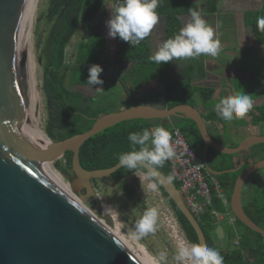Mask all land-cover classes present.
<instances>
[{"label": "water", "instance_id": "water-1", "mask_svg": "<svg viewBox=\"0 0 264 264\" xmlns=\"http://www.w3.org/2000/svg\"><path fill=\"white\" fill-rule=\"evenodd\" d=\"M30 2L0 0V264H140L82 206L96 198L93 181L110 178L121 169L119 163L109 169L87 171L79 162L80 148L90 138L132 120L180 118L194 122L204 142L202 161L213 177L236 173L248 165L236 179L230 209L238 221L264 239V229L247 216L242 204L244 184L252 174L264 169V159L255 162L247 158L236 168L223 172L213 171L207 160L209 149L240 155L264 144V137L251 135L235 148L225 147L210 136L201 112L188 105L173 108L134 105L101 115L88 132L57 142L47 143L36 132L25 129L31 77L28 56H22V41ZM67 152L73 154L70 176L61 169L60 172L70 179L72 193L81 204L62 191L47 170L48 162L63 158ZM156 171L155 181L188 221L198 243L207 246L204 233L179 189L169 177ZM99 210L96 203L92 212L98 214ZM106 221L112 225L109 217Z\"/></svg>", "mask_w": 264, "mask_h": 264}, {"label": "trees", "instance_id": "trees-1", "mask_svg": "<svg viewBox=\"0 0 264 264\" xmlns=\"http://www.w3.org/2000/svg\"><path fill=\"white\" fill-rule=\"evenodd\" d=\"M105 2L106 0H67L65 4L58 7L56 5L52 6V24L42 49L41 58L43 60L42 91L47 104L51 105L46 120L45 133L53 142L63 141L88 132L99 116L111 113L101 103V96L99 98H85L82 94L71 89L72 87L84 86L94 88L88 85L86 80L89 75L88 68L92 64H101L104 40L100 38V35L98 37L93 35L88 43H81L76 52L70 57V60H66V48L78 31L79 26L95 20L102 11ZM68 4L72 6L68 8ZM221 6V0H159L156 11L159 18L164 20L165 41L177 34L183 27L181 18L189 16V8L198 10L206 16H217L220 13ZM243 15L245 28L250 29L258 41L264 39V31L259 30L257 27V17L264 16V0H260L258 9L246 10ZM118 39L113 64L115 67L123 63L131 65L129 70L119 78L127 95L133 96L143 86L157 80L164 90L162 92H158L156 89L152 90L142 97L144 101L157 102V100H160L165 108H173L178 105L198 108L196 95H198L202 104H207L216 99L217 92L215 88L197 85L198 82L204 81L207 75L206 57L200 56L157 64L151 59L153 56L151 32L136 46H130L119 37ZM262 67L264 77V63ZM176 72L177 77L175 78ZM100 78L104 81L102 85L104 89L106 88V85H104L106 80L102 73ZM134 105L133 103L128 107ZM257 113L252 116L253 125L264 121V107L257 109ZM216 119L215 116L203 117L205 123ZM155 126H163L169 132L172 128L179 129L189 148L202 160L204 142L194 122L180 118L151 122L132 120L106 129L85 142L79 151L81 167L87 171L105 170L114 167L119 163V156L131 150L128 141L129 133L142 131L144 128L151 129ZM214 141L223 144L217 139H214ZM237 146L230 145L228 147L234 148ZM249 151L252 152L254 159H264V146H254ZM72 156L71 152H67L62 158L65 161L62 171L66 174H70ZM237 157V155H225L209 149L207 154L208 166L216 172L232 170L236 167ZM247 167L248 165H244L236 173L228 172L219 176L208 177L212 189V202L210 206L204 208L200 216L196 217L198 225L206 238L207 246L216 248L220 252L224 258V264H264V239L236 218L234 226H221L226 238L225 249L222 250L216 244L218 223L212 213L226 215L229 212L232 216L233 214L230 204L225 207L217 198L216 192H214V181L218 183L223 192L228 193L230 203L236 179ZM157 170L169 177L179 189V184L171 176L167 161ZM137 172L145 173L143 169L135 170V173ZM135 173L126 168H121L109 179L114 183L121 184L127 177ZM96 182V180L93 181V186ZM158 189L168 199V195L159 185ZM258 195L257 191L253 192L248 203L243 204V208L247 216L256 225L264 229L261 226L264 224V205H262ZM168 201L186 238L193 243H198L197 236L188 221L169 199ZM241 227L248 233L244 242L240 234ZM237 238L239 241L236 246Z\"/></svg>", "mask_w": 264, "mask_h": 264}, {"label": "rangeland", "instance_id": "rangeland-1", "mask_svg": "<svg viewBox=\"0 0 264 264\" xmlns=\"http://www.w3.org/2000/svg\"><path fill=\"white\" fill-rule=\"evenodd\" d=\"M222 6L219 15L206 16L201 13L203 18L214 28L219 24V28H216L217 38L220 42V51L216 56H209L211 60L218 61L223 65H228L234 68H242L250 64L258 65V69L262 70V65L264 63V39L261 41H255V45H250L249 43L244 46L240 41H242L245 36L242 34V15L246 10H256L260 7V0H221ZM115 3V0H106L102 11L99 13L97 18L88 24H81L78 31L73 36L70 44L66 48V60L69 61L70 57L76 52L80 43L86 39L88 33L92 29L101 30L104 35V51L101 54V64L103 68V76L106 78L105 87H109V95L106 98L101 99V103L112 113L120 110H124L130 104L138 105L144 100L141 98L138 101L133 100V96L126 94L125 88L122 86L119 80L120 76L123 75L127 69L128 65H120L115 67L113 64L114 51L118 43V37L112 39L108 36V29L106 27V21L110 18V7ZM49 0H37L35 5V10L32 14L31 26H30V52L28 56V66H29V77L31 86L33 84V110L32 119L29 122L32 123L33 127L37 128L45 135L46 120L48 117V111L50 109L47 104L46 98L42 91V67L43 60L41 58L42 49L44 47L45 41L48 37L51 24L47 19L48 15ZM109 7V8H108ZM183 27L190 20V16L181 18ZM164 20H158V23L151 30L152 37V47L153 55L158 49L160 44L165 41L164 38ZM248 40L250 35H247ZM225 44V46H224ZM28 53V52H27ZM31 53V54H30ZM208 57V56H205ZM207 64L209 62L207 61ZM244 68V67H243ZM244 72V70L242 71ZM262 74V72H261ZM32 75V76H31ZM177 77V72L175 73V78ZM240 80L235 81L234 88L238 93H243L245 91V86ZM257 89H260L262 83H257ZM100 87V86H98ZM74 92L80 93L85 98H99L101 93L97 92L96 88H85V87H72ZM156 89L158 92L163 91V86L156 83V81L146 85L138 92L136 97H141L152 90ZM105 90L102 92L105 95ZM197 105H200V99L198 95L195 96ZM133 100V101H131ZM150 101L146 100L144 103ZM214 102V100H213ZM211 102V103H213ZM165 108V107H164ZM242 122L237 121L234 124H227V132L225 134V145H239L246 137L247 133L237 131L234 125H240ZM231 130V131H230ZM264 137V132L261 133ZM48 138V137H47ZM49 140V139H48ZM51 141V140H49ZM263 147L264 144L259 145ZM64 159H59L51 162L53 169L61 175L64 183L70 185V181L60 172L64 166ZM64 172V171H63ZM69 174V173H68ZM264 175V169H261L252 174L251 179L256 176ZM140 177V178H139ZM250 177L246 181V185L250 183ZM150 181L145 179L144 173L137 172L129 177H127L123 183L117 184L111 181L109 178L98 180L95 184L94 190L96 198L89 204L83 205L86 210H88L104 227L109 229V231L115 235L119 240H121L125 245L129 246L136 254L140 256H148L155 263L156 258H158L160 252L166 253V261L164 264H177L175 261L176 245L177 240L173 239L174 233L171 232V228L163 219V213L166 211L172 213L174 212L171 205L163 194L158 189L157 191H151L148 189L147 185ZM262 188L261 191L262 192ZM129 194H128V193ZM259 194V193H258ZM262 205H264V194L260 193L258 195ZM246 189L243 188L242 202L246 205ZM99 203L100 210L98 214L92 212L93 206ZM102 205H110L113 209L118 211V215L109 217L107 213H103L104 209ZM156 207L159 212L157 221V230L154 233H149L140 240L133 238V233L135 231V225L137 221L142 217L144 211L148 208ZM106 217H109L112 221L110 226ZM229 218V217H228ZM228 218L225 217V221L222 223L226 225ZM230 222V221H229ZM231 224V223H230ZM179 225V224H178ZM232 225V224H231ZM234 226V225H232ZM264 227V224L261 225ZM179 238H186L180 225L178 228ZM241 237L245 241L248 233L241 227L240 229ZM216 244L224 250L225 249V235L218 228L217 230ZM188 240V239H187ZM235 246V245H234Z\"/></svg>", "mask_w": 264, "mask_h": 264}, {"label": "clouds", "instance_id": "clouds-1", "mask_svg": "<svg viewBox=\"0 0 264 264\" xmlns=\"http://www.w3.org/2000/svg\"><path fill=\"white\" fill-rule=\"evenodd\" d=\"M158 6L159 0H115V3L108 7L111 12L106 21L108 36L112 39L119 37L130 46L140 44L158 23ZM189 16L190 20L177 34L160 44L151 57L155 63L218 54L220 42L216 28H219V24L214 28L203 18L200 11L192 8H189ZM257 27L264 31V16L257 17ZM102 72V66L92 64L88 68L89 75L86 80V83L96 88L99 93L104 91V81L100 78ZM252 107L251 96L243 92L225 96L215 105L214 110L222 119L232 121L244 118ZM128 141L131 150L119 156V167L134 173L135 170L146 169L144 177L150 181L147 187L151 191H157L158 183L154 179L157 176L156 169L176 155L170 132L163 126L144 128L142 131L129 133ZM102 207L103 213H107L109 217L118 215V211L110 205ZM158 216L156 207L146 209L135 225L133 238L140 240L149 233H154L157 230ZM173 239L177 240L174 257L177 264H224V258L216 248L193 243L185 238L178 239L175 235ZM166 258V253L160 252L155 264H164Z\"/></svg>", "mask_w": 264, "mask_h": 264}, {"label": "crops", "instance_id": "crops-1", "mask_svg": "<svg viewBox=\"0 0 264 264\" xmlns=\"http://www.w3.org/2000/svg\"><path fill=\"white\" fill-rule=\"evenodd\" d=\"M216 17L217 16H215V18ZM242 31L243 32H242L241 35L245 36V38L242 41H240V42L242 44H244V46L247 45L248 43L250 45H255V41H258V40L255 38V36H253V34H252L250 29L245 28L244 15H242ZM248 34L250 35L249 40H248V37H247ZM224 46H225V44H224ZM103 51H104V47H103ZM101 59H102V57H101ZM207 61L209 62V64H207ZM210 61L211 60L209 59V56L206 57V59H205L206 72H207L206 78H205L204 81H201V82L197 83V85H201V86H204V87L215 88L216 92H217L216 99H213L214 102L212 100V101H210L207 104L200 103V105L197 108L201 112V114H202V116L204 118H210L212 116H215L217 118L215 121H208L207 122L208 132H210L209 133L210 136L212 138L217 139L220 142H222L223 144H221V143H219V144L224 146L225 145V143H224L225 134L227 132L226 131L227 130V124H231V123L234 124L237 121H241L242 123L240 125H237V126L234 125V128H237V131H241V132L247 133L245 135V137H248V136H251V135L262 136L261 133L264 132V121H260L257 125H253V123H252V116L254 114H258L257 113V109H259L260 107H264V77H263V74H261L262 70H259L258 69V65L253 64V63L248 65L249 67L243 66L244 68L243 67L242 68H234V67H230L228 65H223V64L219 63L218 61H216V57H215V60L213 61V64L210 63ZM120 65H128L129 68L131 66L129 63H123V64H120ZM129 68L127 69V71L129 70ZM243 70H244V72H242ZM237 80H240L241 83L244 84V86H245L244 93L245 94H249L251 96V99H252V102H253V107L245 115L244 118H236V119H233L232 121H227V120H224L221 117H219L217 115V113L215 112L214 108H215V105L222 98H224L225 96L238 94L237 90L233 86L235 81H237ZM154 81H156V83H158L157 80H154ZM258 82L262 83V86H261L260 89H257V86H258L257 83ZM150 83H152V82H150ZM150 83H148V84H150ZM145 86H143V87H145ZM85 88H89L90 89V87H85ZM108 89H109V87L104 88V90L106 91L105 95H103L101 93L100 99H104V98L107 97V95L110 94ZM141 89L139 91H141ZM163 90H164V88H163ZM138 92L135 94V96H133V100L138 101L139 99H141L144 96V95H142L141 97H136ZM198 99H200V98L198 97ZM133 100H131V101H133ZM148 101H150V100H148ZM211 102H213V103H211ZM139 104L151 105V106L158 107V108H164L165 107L161 103L160 100L159 101L157 100V102L150 101L148 103H144V101H143V102H141ZM173 129L174 128H172L170 131H172ZM226 146L228 147L230 145H226ZM237 156H238L237 157L238 159H236V162H235L236 163V167L243 160H246L247 158H251L250 157V152L244 153V154H240V155H237ZM253 160L255 162L261 161V160H256V159H253ZM251 177H250V179H251ZM249 182L250 183H248L247 185H246V182L244 184V187L246 189V199H245L246 203H248V201L251 199V196L253 195V192L257 191L259 194L260 193L264 194V175H260V176L258 175L255 178L251 179ZM261 188L263 190H262V192H259V191H261ZM224 194H225V196L228 199V193L224 192ZM242 194H243V192H242ZM229 204L227 206H229ZM242 204H243V202H242ZM227 206H225V207H227ZM221 215H223L222 219H217V218H215V219H216V221L218 223V228H220V230L224 233V230L222 229L221 226L223 225L222 223L225 221V217H227V218L229 217L228 218V222H227L226 225L232 226L234 224H232V225L230 224L231 223L230 219H231L232 215L229 212H227L226 215H224V214H221ZM216 234H217V231H216Z\"/></svg>", "mask_w": 264, "mask_h": 264}, {"label": "built area", "instance_id": "built-area-1", "mask_svg": "<svg viewBox=\"0 0 264 264\" xmlns=\"http://www.w3.org/2000/svg\"><path fill=\"white\" fill-rule=\"evenodd\" d=\"M172 136V144L175 148L176 155L173 159L167 161L171 176L179 184V191L184 199V202L196 218L200 216L204 208L211 205L212 189L208 182L210 174L206 171L204 162L189 148L183 134L179 129L174 128L170 131ZM217 198L224 206L229 204L227 197L219 187L218 183L214 181ZM170 212V211H169ZM163 213L164 221L171 228V232L179 236V223L172 213ZM212 215L217 219H222L221 214L213 212ZM231 224L235 223V217H231ZM239 239L235 242L238 245Z\"/></svg>", "mask_w": 264, "mask_h": 264}, {"label": "bare ground", "instance_id": "bare-ground-1", "mask_svg": "<svg viewBox=\"0 0 264 264\" xmlns=\"http://www.w3.org/2000/svg\"><path fill=\"white\" fill-rule=\"evenodd\" d=\"M37 0H31L28 12H27V17L24 25V32H23V41H22V56L28 55L30 52V26H31V19H32V14L35 10V5H36ZM28 52V53H27ZM31 54V53H30ZM32 76V75H31ZM32 79V78H31ZM33 84L31 86L30 83V89L27 92L28 94V104H29V118L27 120V123L25 125V129L29 131H34L36 132L45 142L49 143L50 141L48 140L47 136L38 130L37 128L33 127L32 123L29 122L30 119H32V110H33ZM47 170L49 175L52 177V179L55 181V183L58 185V187L64 191L71 199H73L75 202L78 204H81L78 199L74 196L72 193V190L70 188V185L64 183L61 175H59L52 167L51 162H48L47 165ZM83 206V205H82ZM89 212V211H88ZM90 213V212H89ZM103 226V225H102ZM104 227V226H103ZM106 228V227H104ZM107 229V228H106ZM109 231V229H107ZM110 232V231H109ZM111 233V232H110ZM112 234V233H111ZM113 235V234H112ZM115 236V235H113ZM133 256L134 258L140 263V264H155L150 257L144 255L143 257L140 256L139 254H136L129 246L125 245L121 240H119L117 237H115Z\"/></svg>", "mask_w": 264, "mask_h": 264}, {"label": "flooded vegetation", "instance_id": "flooded-vegetation-1", "mask_svg": "<svg viewBox=\"0 0 264 264\" xmlns=\"http://www.w3.org/2000/svg\"><path fill=\"white\" fill-rule=\"evenodd\" d=\"M65 1H67V0H49L47 19H48V21H49L50 24H52V19H51L52 18V14H51L52 13L51 12L52 6L53 5H56L58 7V6L62 5V4H65ZM71 6H72L71 4H68V8H70ZM86 24H88V23H86ZM93 35H96L97 37L100 35V38L102 40H104V35H103V33H102L101 30L92 29L88 33L86 39H84V41L82 43H88L89 42V39H91L92 38L91 36H93ZM251 150H252V148H251ZM249 152H250V157L253 158L254 156L252 157V152L251 151H249ZM66 175H69L70 176V174H66ZM68 180L70 181V179H68Z\"/></svg>", "mask_w": 264, "mask_h": 264}]
</instances>
